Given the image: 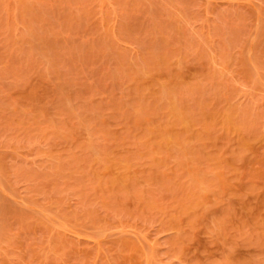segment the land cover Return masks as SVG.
<instances>
[{
	"label": "rangeland",
	"instance_id": "1",
	"mask_svg": "<svg viewBox=\"0 0 264 264\" xmlns=\"http://www.w3.org/2000/svg\"><path fill=\"white\" fill-rule=\"evenodd\" d=\"M0 264H264V0H0Z\"/></svg>",
	"mask_w": 264,
	"mask_h": 264
}]
</instances>
